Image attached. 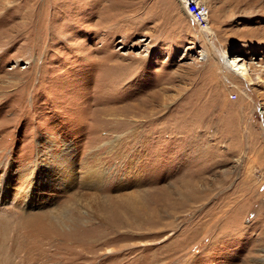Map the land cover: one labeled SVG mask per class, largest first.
Instances as JSON below:
<instances>
[{
  "label": "rangeland",
  "instance_id": "374dc122",
  "mask_svg": "<svg viewBox=\"0 0 264 264\" xmlns=\"http://www.w3.org/2000/svg\"><path fill=\"white\" fill-rule=\"evenodd\" d=\"M201 1L0 0L6 264H264V0Z\"/></svg>",
  "mask_w": 264,
  "mask_h": 264
},
{
  "label": "built area",
  "instance_id": "2783aa9c",
  "mask_svg": "<svg viewBox=\"0 0 264 264\" xmlns=\"http://www.w3.org/2000/svg\"><path fill=\"white\" fill-rule=\"evenodd\" d=\"M179 2L193 23L203 28L208 14L206 5L201 0H179Z\"/></svg>",
  "mask_w": 264,
  "mask_h": 264
},
{
  "label": "bare ground",
  "instance_id": "6f19581e",
  "mask_svg": "<svg viewBox=\"0 0 264 264\" xmlns=\"http://www.w3.org/2000/svg\"><path fill=\"white\" fill-rule=\"evenodd\" d=\"M225 55H226V51H224V49H223V53H221L218 58H219L220 62L223 63V65L226 68L227 60L225 59L226 58ZM12 254L15 255L13 252H12ZM5 255L6 254L4 253V251H0V264H6L7 260H9V258L6 259L7 257Z\"/></svg>",
  "mask_w": 264,
  "mask_h": 264
}]
</instances>
